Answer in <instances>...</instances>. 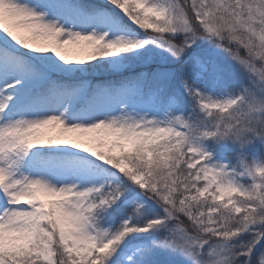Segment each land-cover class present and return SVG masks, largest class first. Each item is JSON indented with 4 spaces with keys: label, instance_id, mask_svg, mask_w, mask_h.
Instances as JSON below:
<instances>
[{
    "label": "snow or ice",
    "instance_id": "snow-or-ice-1",
    "mask_svg": "<svg viewBox=\"0 0 264 264\" xmlns=\"http://www.w3.org/2000/svg\"><path fill=\"white\" fill-rule=\"evenodd\" d=\"M0 264H264V0H0Z\"/></svg>",
    "mask_w": 264,
    "mask_h": 264
}]
</instances>
